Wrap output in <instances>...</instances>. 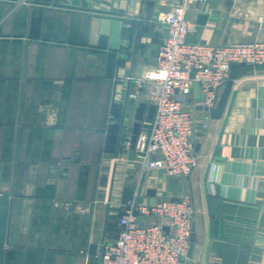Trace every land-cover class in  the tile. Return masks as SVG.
Instances as JSON below:
<instances>
[{
	"label": "crops",
	"instance_id": "1",
	"mask_svg": "<svg viewBox=\"0 0 264 264\" xmlns=\"http://www.w3.org/2000/svg\"><path fill=\"white\" fill-rule=\"evenodd\" d=\"M159 0H0V264H105L117 213L187 194L192 264H262L264 64L237 65L210 106L180 96L198 164L186 176L141 171L123 146L133 114L154 104L166 25ZM199 15H206L201 21ZM187 40H264L263 0H208L186 11ZM159 46V49L156 47Z\"/></svg>",
	"mask_w": 264,
	"mask_h": 264
},
{
	"label": "built area",
	"instance_id": "2",
	"mask_svg": "<svg viewBox=\"0 0 264 264\" xmlns=\"http://www.w3.org/2000/svg\"><path fill=\"white\" fill-rule=\"evenodd\" d=\"M264 1V0H263ZM168 7L156 20L166 25L155 68L140 79L143 94L155 113L147 133H138L133 158L141 171L162 169L186 176L198 164L192 143L195 120L180 96L195 84L200 104L210 106L219 88L230 78L231 64H264V40L211 44L187 40L193 21L186 11L193 3L208 0H159ZM130 134L123 146L130 149ZM194 209L184 194L145 203L136 193L117 213V234L105 240L99 252L105 264H190L187 251L193 232Z\"/></svg>",
	"mask_w": 264,
	"mask_h": 264
},
{
	"label": "water",
	"instance_id": "3",
	"mask_svg": "<svg viewBox=\"0 0 264 264\" xmlns=\"http://www.w3.org/2000/svg\"><path fill=\"white\" fill-rule=\"evenodd\" d=\"M206 17H207L206 15H199V18L201 19V21H204V19H206ZM156 49H159V46H157ZM244 64H245L244 62L232 63L231 68H233L234 66H237V65H244ZM195 87H197V89L200 92L199 86L197 84H195ZM200 94H201V92H200ZM145 107H146V102L144 100L138 102V104L135 108L134 114H133L134 122L132 124V130H131L132 134H131V138H130V150L128 153L130 158H132L134 155L133 148H134L136 137L140 131L141 120L143 119ZM174 199H176V198H174ZM193 243H194V239H193V236L191 235L190 240H189V247H188V251H187V256L189 258L191 257V254H192ZM262 264H264V258H263Z\"/></svg>",
	"mask_w": 264,
	"mask_h": 264
},
{
	"label": "rangeland",
	"instance_id": "4",
	"mask_svg": "<svg viewBox=\"0 0 264 264\" xmlns=\"http://www.w3.org/2000/svg\"><path fill=\"white\" fill-rule=\"evenodd\" d=\"M189 263L192 264V263L190 262V259H189Z\"/></svg>",
	"mask_w": 264,
	"mask_h": 264
},
{
	"label": "bare ground",
	"instance_id": "5",
	"mask_svg": "<svg viewBox=\"0 0 264 264\" xmlns=\"http://www.w3.org/2000/svg\"><path fill=\"white\" fill-rule=\"evenodd\" d=\"M263 260V259H262ZM263 262V261H262Z\"/></svg>",
	"mask_w": 264,
	"mask_h": 264
}]
</instances>
